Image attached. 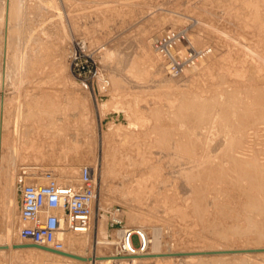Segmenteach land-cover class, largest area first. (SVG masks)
<instances>
[{
	"label": "rangeland",
	"instance_id": "374dc122",
	"mask_svg": "<svg viewBox=\"0 0 264 264\" xmlns=\"http://www.w3.org/2000/svg\"><path fill=\"white\" fill-rule=\"evenodd\" d=\"M178 26L188 28L193 46L211 51L173 77L152 44ZM74 36L95 50L109 78L102 97L71 83ZM196 97L217 111L212 122L203 113V123L215 128L217 114L224 119L218 134L209 121L210 130L193 120ZM37 132L56 156L36 160ZM11 152L15 228L0 242V264L37 258L38 250L29 261L3 247L24 242L17 236L21 186L44 170L72 182L83 165L100 197L90 232L75 234L74 254L84 260L44 264H155V256L170 264L190 256L200 264H264V0H0V227ZM28 165L38 174L24 178ZM66 169L72 180L61 174ZM111 201L123 226L148 232V254L119 255L97 242L100 205Z\"/></svg>",
	"mask_w": 264,
	"mask_h": 264
},
{
	"label": "built area",
	"instance_id": "2783aa9c",
	"mask_svg": "<svg viewBox=\"0 0 264 264\" xmlns=\"http://www.w3.org/2000/svg\"><path fill=\"white\" fill-rule=\"evenodd\" d=\"M152 46L173 77L197 65L211 51L209 47L193 46L185 26L165 29ZM69 48L72 76L95 96L102 97L108 90L109 78L102 71L95 50L77 36L72 38ZM97 198V182L90 166L83 165L78 179L72 182L62 181L51 170H44L33 182L21 186L17 236L21 241L64 251L63 237L67 232L89 231ZM149 243V234L143 227H126L115 243V250L119 255L143 254L148 252Z\"/></svg>",
	"mask_w": 264,
	"mask_h": 264
},
{
	"label": "bare ground",
	"instance_id": "6f19581e",
	"mask_svg": "<svg viewBox=\"0 0 264 264\" xmlns=\"http://www.w3.org/2000/svg\"><path fill=\"white\" fill-rule=\"evenodd\" d=\"M214 20V19H213ZM218 22H219V20H218ZM207 24V23H206ZM217 24V23H216ZM219 25V24H218ZM216 26V25H215ZM220 26V25H219ZM216 28V27H215ZM203 29H206V28H203ZM217 30V29H216ZM200 31V30H199ZM212 31V30H211ZM208 32V31H207ZM200 33V32H199ZM206 34V33H205ZM212 34V33H211ZM204 36H206V35H204ZM222 37H223V35H222ZM221 37V38H222ZM211 39V38H210ZM200 43H201V41H200ZM205 44V43H204ZM211 44V43H210ZM218 46V45H217ZM215 48V47H214ZM215 49H217V48H215ZM215 51V50H214ZM218 50H216V52H217ZM219 52V51H218ZM218 52L216 53V54H218ZM214 54V53H213ZM217 56V55H216ZM211 57H212V54H211ZM208 58V57H207ZM209 60V59H208ZM207 61V60H206ZM204 63V62H203ZM205 64V63H204ZM206 64H208L207 62H206ZM217 64V63H216ZM203 65V64H202ZM215 65V64H214ZM214 67H216V66H214ZM206 70V69H205ZM211 70V69H210ZM200 71H201V69H200ZM202 72V71H201ZM201 72H200V75H201ZM212 72V71H211ZM204 74V73H203ZM202 74V75H203ZM208 74V73H207ZM206 74V75H207ZM208 76V75H207ZM221 76V75H220ZM210 77V76H209ZM216 77V76H215ZM72 78H74V77H72ZM74 81H72L71 83L73 84H76V82H78V81H76L75 79H73ZM219 80V79H218ZM220 83H222V82H220ZM208 85V84H207ZM82 86V85H81ZM212 86V85H211ZM214 86V85H213ZM219 86H220V84H219ZM84 88H86V87H84ZM220 89V88H219ZM222 89V88H221ZM210 91H212V90H210ZM229 91V90H228ZM217 92V91H216ZM223 91L221 90V92H220V94L222 93ZM224 92H225V90H224ZM211 94H212V92H211ZM210 94V95H211ZM213 95H215V93H213ZM211 97V96H210ZM221 97V96H220ZM225 97V96H224ZM226 98V97H225ZM208 99V98H207ZM207 99H205V97L202 99H197V97H196V99H194V102H193V107H191L190 108V110H194V112L192 113V112H190L189 111V113H188V115H184V117H185V121H187V118L188 119H190L191 118V123L193 122V120H195V118H198V119H196L197 121L199 120L200 122L202 121V123H203V118L205 119L206 118V116H204L203 115V113H206L205 115H208L207 117L208 118H210L211 119V122H212V114L211 113H213L214 111H216L215 110V108H213L214 109V111L213 112H211V106H210V102H208L209 101V99L207 100ZM224 99V98H223ZM207 100V101H206ZM224 101H226V99H224ZM223 101V102H224ZM218 111H220V110H218ZM222 111V110H221ZM217 112V111H216ZM191 113L193 114V115H195L194 117H193V115H192V117L194 118H192L191 117ZM221 113V112H220ZM215 114V113H214ZM217 114V113H216ZM219 114V113H218ZM217 114V116H219ZM203 115V116H202ZM210 115H212V116H210ZM189 116H190V118H189ZM217 116H216V119H222V117L221 118H217ZM43 118H47V116H44ZM214 118H215V116H214ZM193 119V120H192ZM210 119H207V120H204L205 121V123H208V122H206V121H209L210 122ZM195 120V121H196ZM218 121L220 124H223L222 122L224 121V119L222 120V122L221 121ZM194 121V122H195ZM199 121H198V123H199ZM213 121H215V120H213ZM184 121H182V123H183ZM210 122V124H211V127L213 128V126L212 125H218V123H215V124H213V123H211ZM216 122H217V120H216ZM187 123V122H186ZM185 123V124H186ZM190 123V124H191ZM205 123H203L204 124V126H206L207 128H208V126H207V124L205 125ZM196 124H197V122H196ZM220 124H219V126H216L218 129L219 128H222V126H220ZM199 125V124H198ZM200 125H202V124H200ZM209 125V124H208ZM210 127V125H209V128H211ZM216 127L215 128H213L214 130L216 129ZM197 128V127H196ZM206 128V129H207ZM208 128V129H209ZM199 129V128H198ZM203 129H205V128H203ZM210 130V129H209ZM211 131H212V129H211ZM216 131H217V129L215 130V135H216ZM221 131V130H220ZM224 131V130H223ZM218 132L219 131H217V134H218ZM196 133H197V131H196ZM211 133V132H210ZM213 134V133H212ZM212 134H211V138H212ZM201 135H202V133H201ZM214 134H213V136H215ZM197 136V135H196ZM34 138H35V141L33 142V145L35 146V148L33 147L32 149L33 150H35V155H36V160H39V159H42V158H44L46 155H48V157H49V155L50 154H48V152H50L51 154H52V156H56V153H54V151L53 150H51V151H49V150H47L48 149V147H45L46 146V143H48V144H50L51 145V140H47V139H44L43 138V136H42V134L40 133V132H37V134L36 135H34ZM208 138V137H207ZM215 138V137H214ZM197 139V138H196ZM215 140V139H214ZM52 149V148H51ZM37 151V152H36ZM12 154H13V152H11L10 153V155H9V165L7 166V163H8V158H7V160H6V162L4 163V167H3V170H5V172H6V178H5V188H4V195H3V201H4V214H3V216H4V219H3V217H2V219L4 220V224H3V221H2V224L4 225V226H1L0 228V242H2V243H5V242H8L9 240H11V237H12V235L14 234V232H13V230H12V226H11V217H12V215L14 214V212L12 213V211H11V207H13V201H14V193H15V187L14 186H12L13 187V190L11 191V184H13V182L12 183H10V182H8V180L10 179V177H11V175H12ZM27 165V164H26ZM38 165H41L42 166V164L41 163H39ZM7 166V167H6ZM37 167H32V166H30V165H28V166H26V167H23L22 168V176H24V178H28L29 177V175L30 174H38V172H36L34 169H36ZM41 168V167H40ZM81 168H82V166H81ZM42 169V168H41ZM37 170H38V168H37ZM81 171V170H80ZM63 173V175L64 176H66V178H70V180H72L73 178H74V175H73V171H71V170H68V169H66V170H61V174ZM55 175V174H54ZM79 175H80V172H79ZM56 176V175H55ZM79 177V176H78ZM78 177L75 179V180H77L78 179ZM93 177H94V179H95V176H94V172H93ZM72 178V179H71ZM99 190V189H98ZM99 193V192H98ZM98 196H99V194H98ZM98 198H100V197H98ZM105 199H103V201H104ZM98 202V201H97ZM102 203V202H101ZM100 203V204H101ZM101 207H100V209H99V215H98V220H96L98 223H97V232H99V234L101 235V238L102 239H99V240H97V242L99 243V244H101V245H103V246H110V245H112V247H113V249H114V245H115V243L117 242V240H118V238H119V236H120V233H121V231H122V229L123 228H126L125 226H123V224H122V222H123V216L124 215H122V212H121V210L120 209H117L114 205H113V203H112V201H111V203H107V202H103L101 205H100ZM98 210V209H97ZM96 213V212H95ZM96 217H97V215H96ZM102 217V218H101ZM125 217V216H124ZM128 216H126V218H127ZM130 218V217H129ZM129 218H127V219H129ZM93 220V215H92V217H91V222H93L92 221ZM12 222H13V220H12ZM1 224V225H2ZM14 224V223H13ZM93 224V223H92ZM93 227V226H92ZM136 227H142V226H136ZM15 228V227H14ZM13 228V229H14ZM131 228H134V227H131ZM90 229H91V224H90ZM90 229H89V231L88 232H90ZM88 232H86V234L88 233ZM75 234H80V233H72V232H67L65 235H64V237H63V240H64V251L65 252H67V253H70V254H74V251L76 250V247H77V241H78V238H77V236L75 235ZM82 234H84V233H82ZM114 234H116L118 237H117V239L115 238V239H112V237H113V235ZM171 235H173V234H171ZM166 236V235H165ZM178 236V235H177ZM174 237V236H173ZM168 238V237H167ZM185 239H186V237H185ZM164 241V240H163ZM172 241V240H171ZM25 242V241H24ZM150 242H151V244H152V240H150ZM175 243V242H174ZM150 244V243H149ZM166 244V243H165ZM4 246H7V248L8 247H12L13 246V244L12 243H10V244H4ZM151 246V245H150ZM153 246H154V244H153ZM160 245H158L157 244V248L156 249H158L159 251H161L162 250V247H159ZM165 245H163V247H164ZM32 249H34V250H38V254H37V258L36 259H34V264H44L45 263V260H53L52 262H54V261H57V262H59V261H64V258H67V257H71V256H67V255H64V254H60V253H56V252H52V251H48V250H43V249H40V248H36V247H15V248H11L10 250L12 251V252H14V253H18L19 254V256H23V257H25V256H27L26 258H29V259H26V260H29V261H32L33 260V258H34V251L32 250ZM161 249V250H160ZM175 251V250H174ZM25 252V253H24ZM116 253V252H115ZM147 253V252H146ZM146 253H143V254H146ZM160 253H162V252H160ZM158 251H156L154 254L155 255H158V254H160ZM143 254H137V255H127V256H133V257H141ZM148 254V253H147ZM115 255H117V254H115ZM80 256V255H79ZM186 257V256H185ZM72 258H75V257H72ZM155 258H157L156 259V261H154L155 262V264H170L169 263V260L168 259H170L169 257H168V259H167V261H166V259H164L165 261H160V259H161V257H159V256H155ZM158 258H160V259H158ZM167 258V257H166ZM75 259H78V258H75ZM79 260H84V259H79ZM155 260V259H154ZM163 260V259H162ZM99 261V260H98ZM103 261H105V260H103ZM99 262H101V261H99ZM185 262H186V264H200L199 263V261H198V259H196V258H194V257H187V258H185ZM201 262V261H200ZM108 264V263H107ZM203 264V263H202Z\"/></svg>",
	"mask_w": 264,
	"mask_h": 264
},
{
	"label": "water",
	"instance_id": "95a60500",
	"mask_svg": "<svg viewBox=\"0 0 264 264\" xmlns=\"http://www.w3.org/2000/svg\"><path fill=\"white\" fill-rule=\"evenodd\" d=\"M3 247L7 248V246H3ZM12 247L13 248H15V247H36V248H40V249H43V250H48V251L64 254V255H67V256L75 257V258H78V259H84L83 256H79L77 254H70V253H67V252L62 251V250H55V249H52V248L47 247V246H42V245L30 243V242H23V243L14 244Z\"/></svg>",
	"mask_w": 264,
	"mask_h": 264
}]
</instances>
